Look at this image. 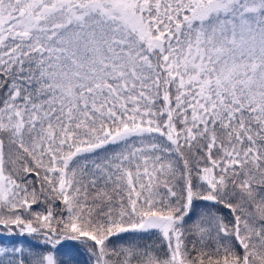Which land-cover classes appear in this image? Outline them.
Listing matches in <instances>:
<instances>
[{"label":"snow or ice","instance_id":"6c2138e0","mask_svg":"<svg viewBox=\"0 0 264 264\" xmlns=\"http://www.w3.org/2000/svg\"><path fill=\"white\" fill-rule=\"evenodd\" d=\"M0 264H264V0H0Z\"/></svg>","mask_w":264,"mask_h":264}]
</instances>
